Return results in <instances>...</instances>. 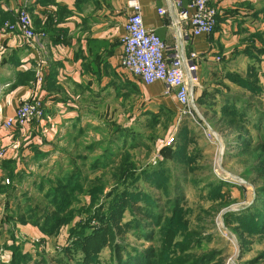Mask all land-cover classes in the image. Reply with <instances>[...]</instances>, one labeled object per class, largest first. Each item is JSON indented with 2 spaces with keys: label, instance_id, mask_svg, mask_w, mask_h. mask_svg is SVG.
<instances>
[{
  "label": "rangeland",
  "instance_id": "1",
  "mask_svg": "<svg viewBox=\"0 0 264 264\" xmlns=\"http://www.w3.org/2000/svg\"><path fill=\"white\" fill-rule=\"evenodd\" d=\"M245 48L220 50L211 68L221 74L205 84L207 91L221 93L217 99L237 100L236 118L208 111L195 96L190 114H182L167 95L163 103L146 97L145 84L126 71L123 109L110 99L107 114L60 115L51 125L52 111L44 107L40 121L25 124L39 126V132L25 125L8 129L21 136L12 153L7 151L6 159L15 161L11 175L0 169V264H55L65 248H80H72L78 240L73 233L92 236L106 227L110 204H121V197L137 201L136 206L148 204L151 214L147 222L136 217L143 227L119 242L128 264H264V235L256 234L250 220L241 221L255 215L249 210L254 205L264 211V65L247 63L239 55H246ZM253 52L260 59L262 54ZM237 77L253 80V93L233 80ZM243 101L249 104L246 113L240 111ZM73 163L83 176L73 185L77 200L60 226L45 233L28 216L33 210L51 211L49 186L61 171L74 170ZM152 172L161 180L152 179ZM94 184L92 190H101L91 198L88 188ZM152 198L161 217L156 223ZM122 216L123 222L133 220L129 210ZM77 250L67 264H117L107 247L98 250L89 243Z\"/></svg>",
  "mask_w": 264,
  "mask_h": 264
},
{
  "label": "crops",
  "instance_id": "2",
  "mask_svg": "<svg viewBox=\"0 0 264 264\" xmlns=\"http://www.w3.org/2000/svg\"><path fill=\"white\" fill-rule=\"evenodd\" d=\"M139 2L144 26L162 39L165 55L171 58V47L179 42L178 31L171 25L174 8L164 0ZM209 2L218 11L215 31L189 37L183 45L186 55H198L195 97L206 82L220 76V68H211L220 50L264 48V0ZM126 4L127 0H0V148L6 150L4 159L7 151L12 153V147L18 145L21 134L5 129L3 121L23 102L41 101L46 112L52 111L48 115L51 125L60 115L107 114L110 99L123 109L126 71L119 58ZM160 7L167 12L159 14ZM20 9L27 11L32 29L40 36L36 42L27 41L22 34L17 19ZM239 55L250 63L248 56ZM259 60L264 65V54ZM144 86L146 97L164 102L167 96L161 82ZM168 98L176 106L174 99ZM32 127L23 129L39 132V126ZM31 142L37 144V139L33 137Z\"/></svg>",
  "mask_w": 264,
  "mask_h": 264
},
{
  "label": "built area",
  "instance_id": "3",
  "mask_svg": "<svg viewBox=\"0 0 264 264\" xmlns=\"http://www.w3.org/2000/svg\"><path fill=\"white\" fill-rule=\"evenodd\" d=\"M174 8L171 25L177 29L179 42L175 43L171 58L165 55L167 49L162 39L143 23L139 0H127L128 15L124 24V34L120 38L122 54L119 65L132 77L145 85L161 82L164 94L171 96L182 114H190L188 106L192 104L194 88L198 87L197 69L198 55L196 52L185 54L183 45L189 37L209 35L217 23L218 11L209 0H164ZM159 14H165L167 9L160 7ZM18 24L23 36L29 42H36L40 36L30 24L25 9L18 11ZM219 57H216L218 60ZM196 106L193 105L195 109ZM44 116V107L39 100L26 101L17 106L14 113L3 121L5 129L15 125L23 126L29 120L40 121ZM6 150L0 148V160L4 159ZM227 264H235L229 260Z\"/></svg>",
  "mask_w": 264,
  "mask_h": 264
},
{
  "label": "trees",
  "instance_id": "4",
  "mask_svg": "<svg viewBox=\"0 0 264 264\" xmlns=\"http://www.w3.org/2000/svg\"><path fill=\"white\" fill-rule=\"evenodd\" d=\"M217 22H218V16H217ZM217 27V23L215 28ZM214 28V30H215ZM34 31V30H33ZM214 32V31H213ZM247 48H245L242 53L246 54V56H248L251 60H259V58L256 56V53L253 52L252 48L250 46H246ZM256 52L260 53V54H264V48L263 49H258ZM250 70L253 68L252 64L249 65ZM233 80L240 84L243 88H247L248 90H250L253 93L254 90V81L253 80H249L247 78H233ZM216 94V95H215ZM221 95V93L219 92H214V91H207L206 89L202 90L201 94L196 97V101L200 106H203V108L207 109L208 111L214 113V112H226L229 114L233 115V118H236L238 115L237 112V108L238 106L236 105V101L235 99H232L230 101V97H228V95H224L225 97L223 98H219L217 99L216 96L217 95ZM126 96V94L124 95ZM232 98V97H231ZM242 108L240 107V111H244L246 113L245 109H249V104L246 101L242 102ZM219 105V110L217 111L215 109V105ZM245 113H242V115ZM34 120V119H33ZM37 121V120H36ZM242 139V138H241ZM250 144V143H249ZM40 154L42 155V157H46V155H48L47 152H40ZM98 163H101L100 160H98L96 162L95 165H97ZM15 161L11 160V159H2V161L0 162V169H2V171H6L8 173V175H11L12 173V166H14ZM75 167L74 170H70V169H66V172H60V176H57V181L52 182L51 185L49 186L50 190H49V202L50 205L49 207L51 208V211L47 210L45 212H41L40 210H33V214L31 216H28V218H30L31 223L33 224H37L39 225V228L45 232L48 233L49 231H51V226H56L59 227L60 223L65 219L66 216H68V211L71 210L70 206L73 202H76L77 200V196L75 193V189L73 187L74 183L76 180H83V176H81V171L80 169L77 167L79 165H76L75 163L71 164L69 167ZM80 167V166H79ZM164 176V175H162ZM154 178L155 181H159V179L161 180V174H156L152 172V179ZM165 178V177H164ZM216 191H218L220 189V183H216L214 184ZM95 186L92 185L90 186V188H88V193L90 194V197H96L97 193H100L99 191L101 190H92V188ZM82 190H80V192H82ZM121 204L120 202L117 204H114V201L110 204V210L108 213V216H106L105 219V224L106 227L95 233L92 236H87L88 233L86 235L83 234V231H77L75 233H73V235H71L72 239H75L76 237H78V240L74 241L72 244V248L74 247V244H77L80 248L75 247V250H72L71 252L70 249H64L63 253L61 254L62 256H60L59 258H57L56 260H54L55 264H67L69 263V261L67 262V260L69 259H73L75 256L74 253L78 252L77 249L81 250V246H85L89 243H91V248L94 249H100L102 248H109L110 251H112L111 257L110 259L115 261V263L117 264H128L130 262L129 259L125 258L127 256V253L124 254L125 249L122 246V244H120L119 242H121L122 236H125L129 231L132 230H136L138 231L140 229V227L142 228L143 226L140 224V222L135 221L136 217H140V219H142V221L147 222L149 219H151V214L149 211V206L144 205V206H136L137 201H133V200H129L127 197H121ZM108 203V202H107ZM175 203V202H174ZM155 203L154 200L152 198V220L154 221V223L159 222L160 221V216L159 214L155 213L154 210H156L155 208ZM100 207V211L101 209L104 207V204H102ZM175 209V208H174ZM125 210H129V212L132 215L133 220L130 222H123L122 221V214ZM249 210H253L252 212H255V215H252L250 218H241L243 221V223L247 220H250L252 223H254V231L256 232V234L259 235H264V211L256 208V206H252L251 209ZM251 214V213H250ZM96 215V214H95ZM103 215V212H102ZM13 219L12 216H9V218L7 219L8 221H11ZM173 219V218H172ZM247 219V220H246ZM172 221V220H170ZM169 221V222H170ZM167 226H169V224H165V226H163L164 228H166ZM251 229V228H250ZM91 255H95V253L93 254H87L85 261H89L92 257ZM156 255H153L152 252V257H155ZM261 258H264V252L262 253V255L260 256ZM22 258V256H21ZM24 259L27 260L29 259V257L27 255L24 256ZM78 260V259H75ZM205 260L202 259L201 262ZM140 260L138 259V262ZM198 261V260H197ZM172 262H176V260H172ZM186 264H196V262H192V263H186Z\"/></svg>",
  "mask_w": 264,
  "mask_h": 264
}]
</instances>
